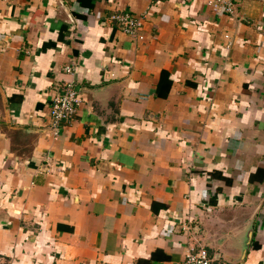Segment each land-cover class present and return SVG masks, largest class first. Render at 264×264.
Returning <instances> with one entry per match:
<instances>
[{
  "label": "crops",
  "instance_id": "0c3cea01",
  "mask_svg": "<svg viewBox=\"0 0 264 264\" xmlns=\"http://www.w3.org/2000/svg\"><path fill=\"white\" fill-rule=\"evenodd\" d=\"M250 227L236 264H264V0H0V264L226 262Z\"/></svg>",
  "mask_w": 264,
  "mask_h": 264
},
{
  "label": "built area",
  "instance_id": "2783aa9c",
  "mask_svg": "<svg viewBox=\"0 0 264 264\" xmlns=\"http://www.w3.org/2000/svg\"><path fill=\"white\" fill-rule=\"evenodd\" d=\"M207 4L214 10H219L224 14L233 15V0H206ZM117 27L123 33L131 36H137L141 24L139 19L134 18L128 13H120L111 17ZM64 71L72 74L71 66L64 67ZM79 99L72 81L64 83L63 92L57 95L53 101L49 112V130L53 135H58L60 129L65 123L74 120L78 112ZM183 264H232L218 260V258L209 255L205 247L198 249L191 248L185 256Z\"/></svg>",
  "mask_w": 264,
  "mask_h": 264
},
{
  "label": "water",
  "instance_id": "95a60500",
  "mask_svg": "<svg viewBox=\"0 0 264 264\" xmlns=\"http://www.w3.org/2000/svg\"><path fill=\"white\" fill-rule=\"evenodd\" d=\"M252 238H253V228L250 227L249 230L247 231L246 235H245L242 247L240 249L241 256L237 260L230 259V260H226V262L232 263V264H236L238 262H242L244 260V257L246 255V253H247V250H248V248L250 246Z\"/></svg>",
  "mask_w": 264,
  "mask_h": 264
}]
</instances>
